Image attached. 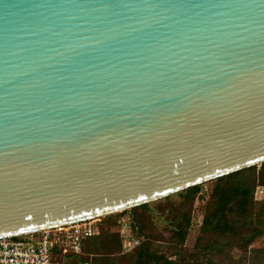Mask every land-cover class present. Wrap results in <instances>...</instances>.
I'll use <instances>...</instances> for the list:
<instances>
[{"label": "water", "instance_id": "1", "mask_svg": "<svg viewBox=\"0 0 264 264\" xmlns=\"http://www.w3.org/2000/svg\"><path fill=\"white\" fill-rule=\"evenodd\" d=\"M262 163L264 0H0V238Z\"/></svg>", "mask_w": 264, "mask_h": 264}, {"label": "trees", "instance_id": "2", "mask_svg": "<svg viewBox=\"0 0 264 264\" xmlns=\"http://www.w3.org/2000/svg\"><path fill=\"white\" fill-rule=\"evenodd\" d=\"M205 185L210 189L199 234L192 248L185 250L183 245L191 225V207ZM260 186L264 189V163L258 170L253 166L179 192L183 201L173 213L169 239L173 246L167 247L170 256L175 258L173 260L147 240L138 239L137 236L143 235V219L135 216L128 217L129 234L138 239V243L130 250H123L119 234L120 217L135 208L100 218L98 234L83 241L80 254H68L67 257L72 263L120 264L121 259L129 262L133 254L135 259L145 256L147 264H218L215 261L222 258L228 248L243 252L239 261L264 264L258 255L260 251L247 255L249 246L262 234L253 219L254 193ZM146 207L147 204L137 208ZM113 227H118V230L113 232ZM135 259L128 264H133Z\"/></svg>", "mask_w": 264, "mask_h": 264}, {"label": "rangeland", "instance_id": "3", "mask_svg": "<svg viewBox=\"0 0 264 264\" xmlns=\"http://www.w3.org/2000/svg\"><path fill=\"white\" fill-rule=\"evenodd\" d=\"M258 169L259 166H257V170ZM209 189V185L202 186L200 190L201 192L199 194L202 195V197L200 199H196L191 207V225L185 243L183 245V248L185 250H190L198 237L202 216L205 209V204L209 194ZM166 198L167 199L163 198L161 200L147 204V207L145 209H139L136 207L132 211H127L124 215L120 217V219L124 220L132 216H135L140 220L143 219V235L137 236L138 239L143 238V240H147V242L152 244L154 248L163 253L165 257H167L169 260H173L175 258L170 256V253L167 248L169 246H173L172 244H170L169 241L172 234L171 220L174 211L180 206V203L183 201V197L176 193ZM254 201L255 208L253 219L255 225L262 231V234L249 246L247 255L249 257L250 255L255 253V250L256 253L260 251L258 255L264 260L263 187L260 186L255 189ZM112 230L113 232H116L118 230V227H113ZM242 253L243 252H240L237 249L229 250L228 248H226L224 250L223 257L219 258L215 262H217L218 264H246V262L239 261L240 257L243 255ZM131 256L132 258H130L129 262L124 259H121L122 263L120 264H128L133 262L135 258L133 254ZM134 263L147 264L145 256L135 259Z\"/></svg>", "mask_w": 264, "mask_h": 264}, {"label": "built area", "instance_id": "4", "mask_svg": "<svg viewBox=\"0 0 264 264\" xmlns=\"http://www.w3.org/2000/svg\"><path fill=\"white\" fill-rule=\"evenodd\" d=\"M100 219L85 220L38 232L0 238V264H91L72 263L68 254H80L84 240L98 234ZM123 250L138 243L129 234L128 218L120 221Z\"/></svg>", "mask_w": 264, "mask_h": 264}]
</instances>
